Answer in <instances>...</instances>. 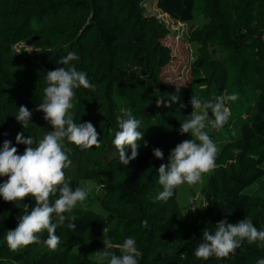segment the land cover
I'll list each match as a JSON object with an SVG mask.
<instances>
[{
    "label": "trees",
    "instance_id": "trees-1",
    "mask_svg": "<svg viewBox=\"0 0 264 264\" xmlns=\"http://www.w3.org/2000/svg\"><path fill=\"white\" fill-rule=\"evenodd\" d=\"M144 1L0 0V8L6 7L0 9V147L4 140H10L23 154L26 145L16 142L18 133L32 136L38 143L53 130L44 113L35 109L48 86L47 71L63 67L57 61L67 53L77 54L79 59L71 63L95 85L94 91L75 89L69 113L77 124H94L99 139H103V153L92 161L89 149L81 150L65 139L64 151L72 161L65 172L73 189L79 186L80 179L74 171L88 175L100 186L104 192L101 204L107 216L75 208L76 230L66 224L57 228L61 241L57 250H49L45 243L47 232L39 234V244L48 252L64 251L65 264H95L68 248L65 241L76 246L89 240V234L105 231L113 244L110 251L118 256L117 244L122 246L127 238H133L142 254L138 264H256L258 258L264 257V248L247 241L228 259L212 257L205 261L193 253L201 242L203 229L214 232L223 219L236 223L249 215L247 190L264 176V169L250 171L248 163L251 156L264 159V0L156 1L159 9L180 21L206 16V22L193 27L191 40L221 52L223 60L218 73L225 74L227 83L239 67L245 82L258 91L253 111L238 113L239 124L233 128L239 133L230 131L223 135L226 140L217 156L218 166L208 181L204 215L179 220H174L170 211L177 189L167 202L155 199L163 190L157 169L168 163V156L178 143L191 139L190 134L182 135L179 130L182 121L189 119L187 106L194 92L163 81L161 72L171 53L162 40L170 32L160 19L145 14ZM21 42L33 48L17 58L12 47ZM206 64V59L194 64L199 77ZM227 83L218 82L223 90ZM158 97L166 101L175 97L176 102L171 107H158ZM21 105L32 113H40L42 119L32 114L29 127L22 128L15 118ZM122 110L131 111L141 121L139 130L148 142L145 147L140 141L139 156L129 166L121 164L113 144ZM157 147L163 150L164 160L154 157L153 149ZM233 149H240L239 154H234ZM4 179L0 178V182ZM17 202L19 206L11 209V202L0 195V264H36L30 245L11 251L7 244V232L17 227L19 216L24 214L23 206L28 204L29 211L35 206L30 197ZM252 222L264 229V220L258 225Z\"/></svg>",
    "mask_w": 264,
    "mask_h": 264
},
{
    "label": "clouds",
    "instance_id": "clouds-1",
    "mask_svg": "<svg viewBox=\"0 0 264 264\" xmlns=\"http://www.w3.org/2000/svg\"><path fill=\"white\" fill-rule=\"evenodd\" d=\"M78 59L75 52H69L57 61L63 67L46 73L48 86L44 89L42 102L35 110L44 113V119L52 125L53 130L38 143L32 136L25 137L23 132L18 133L16 142L26 145L23 154L18 152L10 140H4L0 147V178L6 177L0 182V195L6 202L25 201L29 197L35 201V206L30 211L28 204L23 206L24 214L19 216L17 227L7 232L6 240L11 251L39 243V234L44 231L48 233L45 243L49 250H57L61 242L57 228L66 224L68 228L76 230L77 217L73 210L78 203H84L91 190L90 183L87 188L77 186L73 189L65 172L72 165L64 151L65 139L81 150L99 147L101 142L100 133L92 122L77 124L69 113L73 107L75 89L83 87L95 90V85L88 80L87 74L77 70L71 63ZM237 99L235 93L217 97L215 103L203 101L196 95L191 96L189 102L194 110L189 119L182 121L179 130L182 135L190 134L191 139L178 143L171 150L168 163H162L157 169L158 183L163 189L155 197L157 201L167 202L179 186L201 183L205 174L215 170L218 166L216 160L219 149L206 129L209 126L218 131L222 129L230 116L226 102ZM173 102H176L175 97L167 101L158 97L156 105L171 107ZM208 109H211L214 117L212 120L209 119ZM32 114L26 106L21 105L15 118L26 129L32 122ZM117 119L119 131L115 134L113 144L119 152L121 164L129 166L139 156L140 141H143L145 147L148 142L144 140V133L139 130L141 121L131 111L122 110V115ZM233 152L238 155L240 149H233ZM153 154L157 159L165 158L159 147L153 149ZM216 225L214 232L207 228L202 230L201 242L193 253L197 259H228L235 255L245 241L249 245L257 244L264 248V229H258L247 217L236 223L223 219ZM103 243L105 247L97 256V264H104L106 260L108 264H138L142 254L133 238L124 241L120 248L122 255L119 256L110 251L113 244L105 233ZM256 264H264V257L258 258Z\"/></svg>",
    "mask_w": 264,
    "mask_h": 264
},
{
    "label": "rangeland",
    "instance_id": "rangeland-1",
    "mask_svg": "<svg viewBox=\"0 0 264 264\" xmlns=\"http://www.w3.org/2000/svg\"><path fill=\"white\" fill-rule=\"evenodd\" d=\"M156 1L157 0H145L144 7L146 15L160 19L166 24L170 32L169 35L162 40L164 43L163 45L169 48V52L171 53L169 61L165 63L161 72L163 81L172 82L186 89H192V92H194L193 95L200 97L203 101L215 103L217 97L227 96L233 93L238 96L237 100L226 102V106L230 111V116L223 128L218 131L209 126L206 129L220 151L226 140V138H223L224 134L227 135L230 131L233 134L239 133L238 129L233 128L235 124H239L236 122L239 116L238 113L245 114L246 111H253L252 109L254 108L258 91L255 87H250L245 82V78L240 75L239 67L230 84L227 83L225 74L218 73L221 68L219 64L223 60L221 52L214 46L207 45V47L204 48L198 41L191 40L190 34L193 27L206 22L208 20L206 16L201 15L193 21H180L159 9ZM5 8V6H2L0 9ZM12 48L17 58H21L24 53L31 51L33 47L25 42H21L15 43ZM199 59H206L207 62V66L203 69L201 77L193 70L194 64ZM220 81L227 83L226 90L219 87L218 82ZM187 109L190 114L194 110L190 102H188ZM207 111L209 113V119H214L211 109ZM33 114H37L38 118L42 119L40 113L35 112ZM100 118L103 120L104 116L101 115ZM100 141L99 147L94 146L89 149V158L92 161L98 159L103 153V139ZM63 144L67 145V142L64 140ZM248 163L250 171H254L257 168L264 169V159L259 160L257 157L251 156ZM70 171H74V169H70ZM73 173L80 178L79 187L87 188L89 183L91 184V190L86 200L82 205L78 203L75 208L83 211H94L106 217L107 212L101 204L104 192L100 186L90 180L88 175H80L76 171ZM212 173L213 172L205 174L201 183L195 185L185 183L177 188L176 201L170 206L171 215L174 220H179L184 216H188L190 219H197L204 215L206 206L205 194ZM247 193L250 195L251 210L249 215L245 217L255 221V224L258 225V222L261 223L264 220V176L249 187ZM11 204V209H14L17 207L18 202H11ZM46 232L47 231H44L42 233ZM104 233L105 231L95 233L94 235L89 234L87 237L90 239L80 245L72 246L71 243H67L66 241L65 243L68 248H73V250L89 257L97 264V256L100 255L105 247L103 243ZM29 248L36 257V264L66 263L64 251L48 252L39 243H33ZM117 248H119V255H122L120 251L121 244H117ZM105 262H107V260Z\"/></svg>",
    "mask_w": 264,
    "mask_h": 264
}]
</instances>
